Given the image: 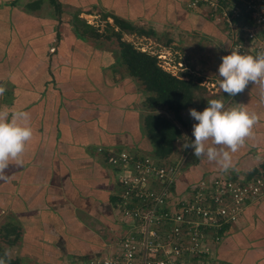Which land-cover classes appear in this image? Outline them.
Here are the masks:
<instances>
[{
    "label": "crops",
    "instance_id": "0c3cea01",
    "mask_svg": "<svg viewBox=\"0 0 264 264\" xmlns=\"http://www.w3.org/2000/svg\"><path fill=\"white\" fill-rule=\"evenodd\" d=\"M186 4L0 0V226L6 221L14 236L11 259L89 264L91 255L111 250L110 229L122 225L115 214L119 187L106 155L124 147L153 152V146L145 136L144 85L131 75L121 49L90 32L96 20L91 24L88 16L102 11L131 25L144 20L220 31ZM258 69L255 82L239 83L234 105L223 100L190 115L199 154L179 177V191L210 170L264 162V65ZM182 118L176 123L181 134ZM217 257L264 264V198L219 245Z\"/></svg>",
    "mask_w": 264,
    "mask_h": 264
},
{
    "label": "built area",
    "instance_id": "2783aa9c",
    "mask_svg": "<svg viewBox=\"0 0 264 264\" xmlns=\"http://www.w3.org/2000/svg\"><path fill=\"white\" fill-rule=\"evenodd\" d=\"M186 3L220 26L230 40V70L241 85L250 83L258 65H264V0ZM106 159L115 172L117 207L128 233L119 240L120 251L107 250V256L103 252L89 264H224L217 257L219 229L233 228L246 218L250 205L264 198V170L242 178L238 171L224 169L179 191L177 180L189 165L185 159L132 147L109 149Z\"/></svg>",
    "mask_w": 264,
    "mask_h": 264
},
{
    "label": "rangeland",
    "instance_id": "374dc122",
    "mask_svg": "<svg viewBox=\"0 0 264 264\" xmlns=\"http://www.w3.org/2000/svg\"><path fill=\"white\" fill-rule=\"evenodd\" d=\"M99 13L100 16L97 18L88 16L91 24L93 23V19L96 20L93 23L95 25L91 26L93 30L90 31L95 34V36L104 37V39H106L104 42H110L111 40L112 47L115 46L117 50L121 49V40L130 43L136 49L156 56L163 69L173 73L183 80L193 82L197 85V88L194 90L193 103L188 108L181 111L186 120V124H182L184 133L182 132L179 139L175 142L174 151L171 154L172 158H174L173 160L180 161L185 159L186 163H190L193 157H198L199 154V149L196 148V144H194L195 135L191 132V129H195V127L193 126L190 115L193 114L195 109L208 108L211 106L217 107L219 106V102L223 100V105L225 106L229 101H231L232 104L234 103V100H231V97L234 95L233 93H235L236 89H238L237 87L239 86L240 81L228 66L229 54L227 53V49L230 45L229 38H227L222 29L221 30L224 34H221L218 30L217 33H203L196 28L189 30L185 25V28L183 29L176 26H156L155 24V26H153L152 23L150 25L149 22L144 20L139 21L136 24L133 23L135 25L130 24L132 26L131 28H123L117 23V21H115L114 16H110L111 14L102 11ZM118 19L122 21V19ZM258 77L259 75L253 78L251 82H255ZM143 89V108H145V116L146 114H149L148 112H153L154 114L165 115L167 118L179 123V120L175 118L173 111L168 110L166 106H150L149 98L155 93L148 91L144 86ZM1 99L0 96V103L2 102ZM232 107L230 106V111H233ZM251 166L255 165H247V163L240 162L227 168V170L238 171V177L243 178V176L247 177L248 174L252 173L254 167ZM216 171L219 170H210L208 172L209 174L206 173V175H211V173ZM118 209L119 208L116 204L115 214L120 220L121 211L119 212ZM243 219L245 218H242L241 220ZM241 220L234 223L233 229L244 221ZM5 223L6 221H1L2 225L0 226V248L2 250L3 248L6 249L5 251L3 250V252L9 258V261L5 264H22L20 259H17L16 261L10 257L12 256V253L11 247H8V243H11L10 241L13 240L14 236H8L7 228L10 226ZM112 230L113 229H110V236L112 238L110 242L113 241L114 243L109 244L111 250L108 251H120L121 246L118 244L119 240L121 237L123 238L128 231H126L124 226ZM103 255L104 253L100 256H93V258L96 257L100 259ZM105 256H107L106 251Z\"/></svg>",
    "mask_w": 264,
    "mask_h": 264
},
{
    "label": "trees",
    "instance_id": "16d2710c",
    "mask_svg": "<svg viewBox=\"0 0 264 264\" xmlns=\"http://www.w3.org/2000/svg\"><path fill=\"white\" fill-rule=\"evenodd\" d=\"M188 9L202 11L197 8L192 9L188 7ZM204 15L207 20L213 21L209 15L205 13ZM114 18L123 28L132 27L127 21H120L116 16H114ZM219 32L224 34L221 31V28ZM120 47L123 61L129 68L131 75L138 78L148 91L155 93L149 98L150 106H166L168 110L173 111L176 119L183 122L184 120L181 111L188 108L193 103L194 90L197 88V85L193 82L183 80L173 73L163 69L156 56L138 50L130 43L121 40ZM144 126L146 129L145 136L148 137L153 146V152L151 153H154L157 157L161 158L170 156L174 151L175 142L181 135V130L176 122L167 118L165 115L154 114L151 112L144 117ZM195 160L196 159H194L193 162ZM190 164H192V160L189 165ZM188 168L189 167H187L184 172L188 170ZM260 170H264V162L261 163L260 166L254 167L252 174L261 175ZM178 181L179 180H177V185ZM251 206L252 205L248 207L246 216ZM232 232L233 228H231L230 225L221 227L218 231V235L222 236L221 243H224L228 235ZM98 254L99 252L91 255V258ZM8 261L9 258L0 248V264H5ZM228 262L230 263V261H226L224 264H229ZM232 264L234 263L232 262Z\"/></svg>",
    "mask_w": 264,
    "mask_h": 264
}]
</instances>
